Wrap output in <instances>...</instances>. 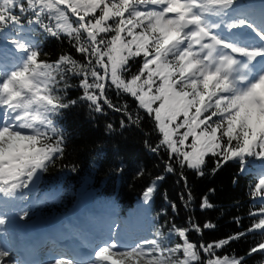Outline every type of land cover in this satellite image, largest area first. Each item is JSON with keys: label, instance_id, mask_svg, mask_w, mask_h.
I'll return each instance as SVG.
<instances>
[{"label": "snow or ice", "instance_id": "1", "mask_svg": "<svg viewBox=\"0 0 264 264\" xmlns=\"http://www.w3.org/2000/svg\"><path fill=\"white\" fill-rule=\"evenodd\" d=\"M41 37L60 51H45ZM75 108L92 124L118 114L108 136L145 137L162 166L135 170L148 179L145 207L167 176L178 191L163 194L167 207L135 243L110 230L87 255L67 248L46 264H264V0H0V264H38L17 251L10 226L29 217L39 174L64 158L60 121ZM232 164L233 183L248 180V223L233 217V233L205 241L217 224L196 209H214L216 189L197 198L188 173L215 177ZM249 237L243 255L224 251Z\"/></svg>", "mask_w": 264, "mask_h": 264}, {"label": "trees", "instance_id": "2", "mask_svg": "<svg viewBox=\"0 0 264 264\" xmlns=\"http://www.w3.org/2000/svg\"><path fill=\"white\" fill-rule=\"evenodd\" d=\"M40 39L45 51L50 54H57L62 47L61 43L53 38ZM63 47L67 50V45ZM119 119L118 114L109 112L108 116L98 117L95 124H92L88 121L86 109L75 108L67 112L60 121V127L69 138L65 156L56 166L42 173V181L53 184L62 179L72 189L87 185L90 190L107 197H115L122 205H130L135 196L143 194L148 183L147 178H134L137 166L144 167L151 176L161 174L162 166H158L157 158L145 148V137L139 131L128 130L123 136L105 134L106 123L118 124ZM148 131L149 129H145V132ZM120 161H125L124 171L116 172L114 169ZM188 175L197 198L207 194L210 187L216 189L214 194H210L216 207L205 212L196 209V216L201 221L211 220L217 224L215 231L204 234L205 241L233 233L237 228V225L232 223L233 217L239 216L248 223L246 213L252 206L248 194V180L241 178L238 183H233V179L238 175L236 165L225 167L215 177L200 179L191 173ZM175 180L176 177L167 176L158 186L151 203L154 219H158L161 210L167 207L163 202V194L167 193L170 198H176L178 186ZM187 215L188 213L182 210L176 217L177 224H183ZM190 238L194 241L201 239L195 234ZM252 239L253 237H249L247 240L233 243L230 249L224 251H235L243 255ZM172 242L179 240L173 237ZM258 260V256L248 258V264H258Z\"/></svg>", "mask_w": 264, "mask_h": 264}, {"label": "rangeland", "instance_id": "3", "mask_svg": "<svg viewBox=\"0 0 264 264\" xmlns=\"http://www.w3.org/2000/svg\"><path fill=\"white\" fill-rule=\"evenodd\" d=\"M254 2H258L257 5H259L260 0H254ZM53 192H55V195H53L52 197H53V198H54V197H57L56 201L61 200L62 197H67L68 195H70L69 191L66 190V189H62V191H60V190H54V189H53ZM84 193H85V194H84ZM84 193H82V194L80 195V196H81L80 199H84L85 197H87L88 200H91L90 195L87 194V192H84ZM85 199H86V198H85ZM85 199H84V200H85ZM87 199H86V200H87ZM86 200H85V201H86ZM88 200H87V201H88ZM134 231H136V229H134ZM149 231H150V228H149L148 226H146V229H145V230H142V232L145 233L146 236L149 234ZM139 239H141V238H139ZM46 262H47V261H44V262H42V263H40V264H46Z\"/></svg>", "mask_w": 264, "mask_h": 264}, {"label": "bare ground", "instance_id": "4", "mask_svg": "<svg viewBox=\"0 0 264 264\" xmlns=\"http://www.w3.org/2000/svg\"><path fill=\"white\" fill-rule=\"evenodd\" d=\"M50 224H51V222H45V223H42V226H44V227H47V226H50ZM29 225H35V221H31L30 223H29ZM120 239H123V236H118Z\"/></svg>", "mask_w": 264, "mask_h": 264}, {"label": "water", "instance_id": "5", "mask_svg": "<svg viewBox=\"0 0 264 264\" xmlns=\"http://www.w3.org/2000/svg\"><path fill=\"white\" fill-rule=\"evenodd\" d=\"M40 177H41V173L39 174L38 178L35 180L34 184L31 185L32 188H34V187H36L38 185Z\"/></svg>", "mask_w": 264, "mask_h": 264}]
</instances>
